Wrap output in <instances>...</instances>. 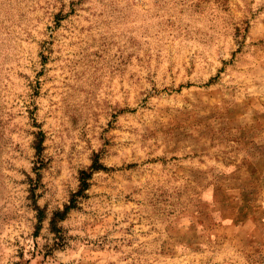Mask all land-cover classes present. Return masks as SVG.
<instances>
[{"label":"rangeland","instance_id":"obj_1","mask_svg":"<svg viewBox=\"0 0 264 264\" xmlns=\"http://www.w3.org/2000/svg\"><path fill=\"white\" fill-rule=\"evenodd\" d=\"M0 264H264V0H0Z\"/></svg>","mask_w":264,"mask_h":264},{"label":"trees","instance_id":"obj_2","mask_svg":"<svg viewBox=\"0 0 264 264\" xmlns=\"http://www.w3.org/2000/svg\"><path fill=\"white\" fill-rule=\"evenodd\" d=\"M82 188V187H81Z\"/></svg>","mask_w":264,"mask_h":264}]
</instances>
